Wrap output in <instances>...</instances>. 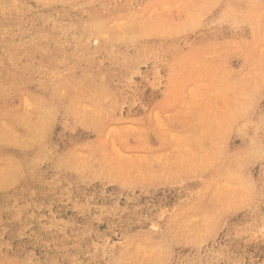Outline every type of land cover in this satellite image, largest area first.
Returning a JSON list of instances; mask_svg holds the SVG:
<instances>
[{"label": "rangeland", "instance_id": "obj_1", "mask_svg": "<svg viewBox=\"0 0 264 264\" xmlns=\"http://www.w3.org/2000/svg\"><path fill=\"white\" fill-rule=\"evenodd\" d=\"M0 264H264V0H0Z\"/></svg>", "mask_w": 264, "mask_h": 264}]
</instances>
